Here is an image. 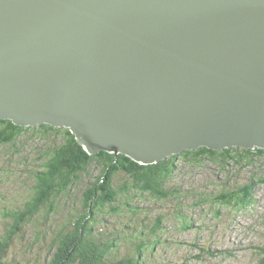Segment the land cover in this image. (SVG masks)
Listing matches in <instances>:
<instances>
[{
    "label": "water",
    "instance_id": "obj_1",
    "mask_svg": "<svg viewBox=\"0 0 264 264\" xmlns=\"http://www.w3.org/2000/svg\"><path fill=\"white\" fill-rule=\"evenodd\" d=\"M0 121L143 166L264 150V0H0Z\"/></svg>",
    "mask_w": 264,
    "mask_h": 264
},
{
    "label": "trees",
    "instance_id": "obj_2",
    "mask_svg": "<svg viewBox=\"0 0 264 264\" xmlns=\"http://www.w3.org/2000/svg\"><path fill=\"white\" fill-rule=\"evenodd\" d=\"M34 129L53 134L60 139V143L41 155L43 170L34 174L35 187L32 198L26 201L20 210L7 214L10 224L0 236V264H4L14 237L38 212L42 211L46 216L59 213L56 205L57 196L66 197L68 190L78 184L84 175L86 176L88 168L93 163L100 173L84 186L81 198L77 197L80 201L81 213L74 215L75 210L71 211V208L65 204L67 208L62 213L69 218L70 226L66 227L67 224H64L57 229L54 233L50 257H45L39 264H173L167 251L158 252V246L162 244V238L166 235V228H163L165 221H169L170 216L174 217L171 221L179 222L182 232L193 227L192 222L182 211L180 197L182 194L170 183L179 165L178 161L199 163L210 160L220 165L219 170L224 172L228 171L229 165L247 167L253 161L264 160V150L260 149L231 148L211 151L200 147L193 151H184L159 164L143 166L121 154L115 156L101 152L89 156L67 129H57L47 125L23 128L14 126L10 121H0V146L8 145V149L13 148L17 138L24 132ZM118 176L123 178L122 182L120 181L117 187H112L113 178ZM259 186L264 187V176H250L247 183L232 190H222L212 202L221 206L235 205L245 208L252 203L254 190ZM133 190L138 192V195H131L130 192ZM135 196L139 200L144 199L143 201L151 203H165L162 207L163 214L150 219L153 212L144 213L145 217L141 218L140 209L130 202ZM170 200H178L180 205H171ZM69 201L72 202L70 194L64 199L65 203ZM204 201L203 194H200L197 206ZM105 206H110L105 212L108 221L114 216H120L124 220H135L137 226L134 228L144 229L146 225L149 230L147 242L133 248L129 253L126 251L122 253L123 246L128 242L120 244L114 237L109 239L105 235L107 229L99 228L100 224L103 225L101 220L91 218V215ZM181 241L183 240L171 239L170 243L178 244ZM144 245H148V248H141ZM255 249L258 254L256 264H264V246ZM158 253L162 256L159 257ZM207 253L212 254V252Z\"/></svg>",
    "mask_w": 264,
    "mask_h": 264
},
{
    "label": "rangeland",
    "instance_id": "obj_3",
    "mask_svg": "<svg viewBox=\"0 0 264 264\" xmlns=\"http://www.w3.org/2000/svg\"><path fill=\"white\" fill-rule=\"evenodd\" d=\"M59 143L60 139L53 134L34 129L17 138L13 148L8 149V145L0 146V236L10 224L7 214L20 210L26 201L32 198L35 187L34 174L43 170L41 155ZM178 163L170 183L182 194V211L193 227L182 232L180 223L171 221L174 217L170 216L169 221L164 223L166 235L162 238V245L158 246V252L166 246H171V239H180L183 240L178 243L181 246L167 249L173 264H256L258 254L255 248L264 246V187L259 186L254 190L252 203L245 208L235 205L221 206L212 200L224 189L232 190L247 183L250 176H264V160L253 161L247 167L229 165L228 171L224 172L219 170L220 165L210 160L199 163L179 160ZM91 165L86 176L68 190L66 197L57 196V215L46 216L42 211L38 212L14 237L4 264H39L45 257H50L54 233L64 224H67L66 227L70 226L69 218L62 213L65 212L66 205L71 211L75 210L74 215H79L81 206L77 197L81 198L84 186L100 173L94 163ZM122 180L120 176L114 177L112 187H117ZM69 194L72 196V202L65 203L64 199H67ZM130 194L138 195V192L133 190ZM200 194H203L205 201L197 206ZM143 200L137 199L136 196L130 200L131 205L140 209L141 218L145 217L144 213L153 212L150 219L163 214L162 207L165 203ZM169 203L177 205L179 201L170 200ZM108 219L100 217L103 225L100 224L99 228L111 230ZM113 219L117 226H123L122 217L116 216ZM105 225H108V228ZM105 235L108 236L109 233L106 232ZM108 238L112 239L110 236ZM114 238L120 244L124 243L120 242V237ZM191 244L200 248H191ZM123 247L122 253H129L135 248V244L129 243ZM158 254L159 257L162 256Z\"/></svg>",
    "mask_w": 264,
    "mask_h": 264
},
{
    "label": "flooded vegetation",
    "instance_id": "obj_4",
    "mask_svg": "<svg viewBox=\"0 0 264 264\" xmlns=\"http://www.w3.org/2000/svg\"><path fill=\"white\" fill-rule=\"evenodd\" d=\"M110 206H105L103 209L99 210V212H97L94 215H91V218H94L93 220H100V217H102L103 219L106 218L107 214H105L106 210H109ZM106 208V209H105ZM115 218V216L113 217ZM111 218L108 225L112 227L111 230H106V232H112L114 234H109L108 236L111 237H120V242H128L129 243H134L135 244V248H137L139 245L141 246L144 242H147L149 233H148V227L146 225L144 229L141 228H134L135 226H137V223L135 220H124V224L123 226H117V222ZM101 223H103V221L101 220ZM146 223V222H145ZM148 226H150L148 223H146ZM108 225L107 226L108 228ZM128 225V227H126ZM144 237V238H142ZM143 239V240H141ZM126 241V242H125ZM127 244V245H128ZM162 245V244H161ZM172 246H166L165 248H171ZM195 247V246H193ZM141 248H148V245H144ZM167 250H165L162 253H165Z\"/></svg>",
    "mask_w": 264,
    "mask_h": 264
},
{
    "label": "clouds",
    "instance_id": "obj_5",
    "mask_svg": "<svg viewBox=\"0 0 264 264\" xmlns=\"http://www.w3.org/2000/svg\"><path fill=\"white\" fill-rule=\"evenodd\" d=\"M167 230V229H166ZM171 248H177V247H179V246H181V245H179V244H176V243H172L171 244ZM191 248H200V247H198V245H195V244H191V245H189ZM193 246H195V247H193ZM168 248H163L162 250H160V252H164L165 250H167Z\"/></svg>",
    "mask_w": 264,
    "mask_h": 264
},
{
    "label": "bare ground",
    "instance_id": "obj_6",
    "mask_svg": "<svg viewBox=\"0 0 264 264\" xmlns=\"http://www.w3.org/2000/svg\"><path fill=\"white\" fill-rule=\"evenodd\" d=\"M125 157H127V156H125ZM128 158V157H127ZM130 159V158H129Z\"/></svg>",
    "mask_w": 264,
    "mask_h": 264
}]
</instances>
